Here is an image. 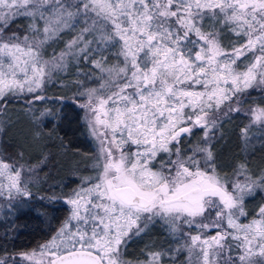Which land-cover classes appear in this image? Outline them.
Masks as SVG:
<instances>
[{
    "label": "snow or ice",
    "instance_id": "snow-or-ice-1",
    "mask_svg": "<svg viewBox=\"0 0 264 264\" xmlns=\"http://www.w3.org/2000/svg\"><path fill=\"white\" fill-rule=\"evenodd\" d=\"M17 18L27 30L7 34ZM78 25L45 59L48 42ZM228 33L238 46H225ZM77 57H92L99 73L94 87L77 82L97 143L94 174L50 198L64 199L69 215L16 264H132L127 243L157 219L179 246L139 264L180 253L187 264H264V206L240 222L245 197L264 191V170L239 163L221 174L212 150L222 117L246 111L245 139L264 127V103L244 108L249 90H264V0H0V112L20 94H32L29 106L45 100L53 74ZM46 115L33 116L37 126ZM33 171L0 150V197H31L23 176Z\"/></svg>",
    "mask_w": 264,
    "mask_h": 264
},
{
    "label": "trees",
    "instance_id": "trees-1",
    "mask_svg": "<svg viewBox=\"0 0 264 264\" xmlns=\"http://www.w3.org/2000/svg\"><path fill=\"white\" fill-rule=\"evenodd\" d=\"M28 20L17 18L6 29L7 34L13 32L23 35L27 30ZM76 31L64 32L59 39L51 41L48 51H60ZM225 46L238 41L230 33L225 34ZM89 60L77 57L63 76L68 84L77 81L90 72L97 76L98 72ZM110 63H115L112 56ZM60 76L57 78L59 79ZM54 82L45 87L43 101L34 102L29 106L32 94L21 97H10L5 105V111L0 112V150L6 157L18 160L25 168L32 167L36 172L30 181L31 197L25 199L24 207L14 212L9 221L0 220V260L36 248L38 244L48 240L53 232L65 220L69 207L64 199L72 191L74 182L89 173L92 160L93 141L89 130L83 121V111L79 104L83 98H77L68 85L56 87ZM72 88V86H71ZM244 108L250 105L264 103V90L255 88L245 96ZM45 109L51 112L42 118L37 126L33 116H38ZM55 119V120H54ZM53 121H55L53 123ZM249 125L245 113H233L230 117H222L220 129L212 140V150L216 158V167L221 174L232 176L239 163L247 165L252 174L258 175L264 170V127H250L247 139L240 134V129ZM39 132L40 135H36ZM202 133L196 131L184 147L199 140ZM23 153V157L19 155ZM258 193H261L260 190ZM153 238L157 240L155 248H168L170 240L163 226L154 225ZM152 235L148 231L134 237L124 249L127 259L140 260L146 256V250L151 246ZM4 264H16L4 262ZM23 264V263H20Z\"/></svg>",
    "mask_w": 264,
    "mask_h": 264
},
{
    "label": "rangeland",
    "instance_id": "rangeland-1",
    "mask_svg": "<svg viewBox=\"0 0 264 264\" xmlns=\"http://www.w3.org/2000/svg\"><path fill=\"white\" fill-rule=\"evenodd\" d=\"M29 22L30 21L28 20V23ZM82 26L83 25H78L77 27L80 28ZM50 42L51 41H49L48 44ZM48 44L45 46V49H44V57H45V59H50L51 57L59 54L64 49V47H63L60 51H57L56 53H54V52L48 51V48H47ZM76 61H77V58L69 60V62L67 64V68L65 70H63V71H58V72L54 73L53 76H52V79L46 84V87L47 88L50 87L54 82H56V84L58 83V85H55L56 87H58V86L60 87L61 86V87H63V89H64L65 85H68V87L70 88V91L73 93V95L77 96V92H78L77 82L78 81H84L85 84H87L88 86H93V87L96 86V83H97V79L96 78L99 76V73L97 74V76H94L93 72H90V73H88V74H86L84 76H81V79H79L77 81H71L68 84L64 83L63 76L61 77L60 75L64 74L67 71L68 66L72 62L76 63ZM89 74H91V77H89ZM59 76H60V78L57 79ZM71 86H72V88H71ZM23 95L24 94H20L19 97H21ZM16 97H18V96H16ZM80 98H83V97H80ZM245 109H247V107H245ZM243 113L246 114V111L243 112ZM82 116H83V121H84V123L86 124V126H87V128L89 130L88 123H87V121L85 119V111H83V115ZM54 122L55 121H53V123ZM248 122L250 123L249 118H248ZM89 133H90V130H89ZM90 137H91V139L93 141L92 153H91V155L93 156L92 160H91L92 163H91V167L88 170L89 173H87V174H85L83 176H90V175L94 174L93 173V169H92V165L94 163V157L96 156V153H97V143H96V140L94 139V137L91 135V133H90ZM35 173L36 172L33 171L31 174H25L23 176L24 186L27 188L28 191H29V187H30V181H32L33 176L35 175ZM74 184L75 185L72 187V190L77 188V186L80 184V180L75 181ZM259 190L260 189H257L253 194L245 197V200H244V211L247 213V216L246 217H243V216L240 217V222L241 223H247L251 219L256 218V214H257V211H258L259 207L264 206V191L260 190L261 193H258ZM26 198H28V197L17 196V197H15L12 200H8L5 197H0V220L9 221L8 219H12L14 217V212L17 211L18 209H21L22 207H24ZM68 207H69V212H68V215H69L71 206L68 205ZM67 216H66V218H67ZM63 222L64 221H62V223ZM154 225L159 226V228L163 226V229L165 230V233L167 232L168 238L170 240V244H169L168 248H164V249L155 248L157 240L153 238V235H154L153 231L156 230ZM55 231L53 232L51 237L54 235ZM146 231H148L149 234L152 235V239H151V242H150L151 246H149V248L146 250V253L150 252V251L166 252L170 248H174V247H178L179 246L178 243H177L176 237L174 235L170 234L168 225L166 223H164L162 220H159V219L155 220L153 223H151L149 225V227H148V229ZM183 231L187 232L188 229L185 228V229H183ZM143 233H141V234H143ZM193 234H195V233L193 232ZM48 240L41 242L40 244L37 245L36 248L30 249V250L24 251V252H30L32 250H38L39 246L44 244ZM24 252H21V253H24ZM19 254L2 258V261L10 262V263H16L17 260L19 259ZM127 260L131 261L132 264H139V262H143V261L146 260V256L143 259H140V260H131V259H127ZM187 260H188V257H187L186 253H180L178 255L177 254H172L171 256H165L163 258V260H162V264H187ZM20 263L26 264V262H23V261H20Z\"/></svg>",
    "mask_w": 264,
    "mask_h": 264
}]
</instances>
